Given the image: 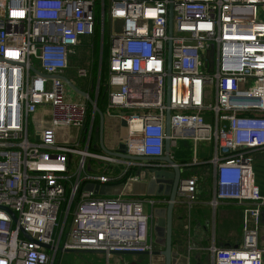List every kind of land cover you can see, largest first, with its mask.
Wrapping results in <instances>:
<instances>
[{
    "label": "built area",
    "instance_id": "built-area-1",
    "mask_svg": "<svg viewBox=\"0 0 264 264\" xmlns=\"http://www.w3.org/2000/svg\"><path fill=\"white\" fill-rule=\"evenodd\" d=\"M259 5L264 0H101L100 5L103 41L110 21L106 114L127 121L125 152L164 156L170 109L172 148L193 140L198 164L196 144L214 143L209 160L214 204L245 206L241 245L212 246L213 264H264V194L254 168L255 154L264 150ZM98 15L97 0H0V264H54L60 246L104 250L108 256L112 250H154L143 199L84 189L87 183L114 186L122 159L129 166L141 164L92 151L96 111L89 119L88 103L67 97L62 77L83 37H93ZM118 21L121 31L115 33ZM101 68L102 57L98 87ZM78 74L89 76L85 67ZM209 85L214 103L206 102ZM62 128L82 132L76 145L59 140ZM73 154L81 156L78 175ZM93 160L101 166L87 173ZM197 181L183 177L177 200L192 207Z\"/></svg>",
    "mask_w": 264,
    "mask_h": 264
},
{
    "label": "crops",
    "instance_id": "crops-1",
    "mask_svg": "<svg viewBox=\"0 0 264 264\" xmlns=\"http://www.w3.org/2000/svg\"><path fill=\"white\" fill-rule=\"evenodd\" d=\"M74 59L76 58H73L72 60L71 57L70 66L65 73V77L70 79L80 89L87 91L89 94L94 93V97L97 98L99 87L95 89L96 84L92 80L90 82L88 79H86V77H81L78 74V69L86 66L81 61ZM92 76H94L93 73ZM69 90L70 88L68 86V99L79 102L86 101L88 105L90 104L85 98L81 96L71 95L70 97L68 93ZM104 114L105 147L112 152H125L127 121L121 117L107 115L106 110ZM37 118H39L38 115H36L35 119ZM95 129V132H93L91 150L97 153H107L101 146L100 122L98 127ZM77 131V135L82 133L79 130ZM61 138L62 136H60L59 133V140ZM63 141L69 142V137ZM183 145L184 142L181 141L177 146H175V148L181 149V147L183 148ZM185 150L188 151L187 149ZM214 151L215 149L211 152V157L213 156ZM182 157L183 156L177 155L175 152L172 154V158L187 169L185 177L195 176L197 178V200L192 207H189L180 199H178L175 204L173 217V249L178 255H185L189 257L191 264H213L211 254L212 246L236 247L241 245L243 239L245 206L236 202H220L215 205L214 198L216 180L214 176L213 165L208 160V162L204 163L209 164L208 169L199 171L197 168L199 165H203L202 163L199 162L198 164H194L193 161H191L190 164H187L189 162ZM119 158L122 159V156H119ZM138 162H141V164L131 166H129V163H127L124 159H122V162H119V182L116 181L113 184L114 186L111 187V192L113 193L108 195H121L126 198H141L144 201L145 199L154 200L155 204H152L150 200L147 202L151 206V211L155 207H166L169 199L168 197H150V195H147V186L145 184V180L141 178V175L145 174L146 171L142 164L146 162ZM93 163H95L94 160L92 161V164ZM100 166L98 168H100ZM254 168L257 184L264 194V150L255 154ZM167 170H172V168L167 167ZM94 171L95 170H93V172ZM148 211H150V209H148ZM262 222V232L264 233V211L262 215ZM155 223L156 219L151 218L150 226L154 239L153 249L155 251H159L163 250L164 248L155 241L156 236L152 230ZM91 253L98 255L95 258L94 255L88 256L87 260H83V264H165V259L162 255L112 254L108 256L104 253L94 252H85L84 254ZM119 255L124 257H119ZM55 260L57 261V259ZM56 261H54V264H56Z\"/></svg>",
    "mask_w": 264,
    "mask_h": 264
},
{
    "label": "water",
    "instance_id": "water-1",
    "mask_svg": "<svg viewBox=\"0 0 264 264\" xmlns=\"http://www.w3.org/2000/svg\"><path fill=\"white\" fill-rule=\"evenodd\" d=\"M173 29V13H170L169 19V32L172 34ZM171 49L169 50V62H168V71L171 72ZM37 71V70H36ZM41 73L40 71H37ZM65 83L73 89L79 96L85 98L90 105L94 108L96 113L100 116V141L101 146L107 153L113 155L122 156L128 160H136V161H145V165L143 166L148 175V178L145 180V184L147 186V195L150 196H166L168 197V203L166 207H155L150 216L151 218L156 219V223L153 225V232L156 236V243L161 245L164 249L152 252L149 251H133V250H112L111 254H137V255H162L165 259V264H191L190 258L187 256L178 255L173 249V217H174V207L178 198V189L180 180L183 178V165L177 163L171 156L172 152V142L169 136L171 135V125H170V116L171 110L168 109L166 112V134L168 138L166 139L165 149L166 154L164 156L159 157H139L134 155H129L126 152H112L108 150L104 145V129H105V114L101 110V108L97 104V98H93L87 91H84L77 87L70 79L67 77H62ZM167 105L170 104V77L167 80ZM159 162H164L166 166H158ZM167 167H171L172 170H167ZM111 187L108 184H95V183H87L84 187L85 190H94L96 194L100 195H108L111 192ZM157 202V201H156ZM8 212L13 217L14 221L17 222L16 213L6 208ZM21 232L25 235V237L33 241V238L27 234L23 228H21ZM46 248H50L51 245H44ZM66 252H94V253H104V250H94V249H63Z\"/></svg>",
    "mask_w": 264,
    "mask_h": 264
},
{
    "label": "rangeland",
    "instance_id": "rangeland-1",
    "mask_svg": "<svg viewBox=\"0 0 264 264\" xmlns=\"http://www.w3.org/2000/svg\"><path fill=\"white\" fill-rule=\"evenodd\" d=\"M109 3V2H108ZM259 13L264 14V5H259ZM121 22L118 21V25H117V29H115V33H118L121 31L120 28ZM109 29H110V21L109 19H106V34H105V42L108 43L109 42ZM103 43L104 41L102 40V38H100L99 41V45H100V51L101 48L103 47ZM76 53L74 55H72V60L73 58H76L74 60H79L81 61L87 68L88 72H89V76L86 77V79H88L90 82L91 80L96 84L95 89H97L98 87V78H99V67H100V59H99V65H97V59H98V55L95 57L94 56V41L92 39V37L90 36H85L83 37V41L82 44L77 47L76 49ZM101 54V53H100ZM94 69V72H93ZM92 73L95 75L92 76ZM70 88V87H69ZM69 96L71 97V95H75L77 96L78 94L70 88V90L68 91ZM79 96V95H78ZM215 101V90L213 89V87L211 85L206 87V102L207 103H214ZM39 116V115H38ZM36 117V115L34 116V118ZM33 118V116H32ZM77 130L74 128H62L59 130L60 136H62V138L60 140H65L69 137V143L72 145H76V143L79 140V135H77ZM62 140V141H63ZM184 145L183 148H175L173 147L171 149L172 154H174V152L177 155L183 156L182 158H184L186 161H188L190 164L191 161H193L194 157H195V143L193 140H185L183 141ZM83 145L79 146L82 147ZM185 149H187L188 151H186ZM215 149L214 145L212 143L209 142H199L197 145V159L200 163H202L203 165H199L197 170L199 171H204L207 170L209 167V164H204L205 162H208V160H210L211 158V152ZM72 161L74 163V169H73V173H75L76 175H78L79 172V161L81 159V156L73 154L71 156ZM204 160V161H203ZM100 166L98 161H95V163L90 164V162H87V173H93V170H96L98 167ZM186 168L183 167V177L186 176ZM86 172L83 171L82 175H86ZM202 174V173H201ZM147 171H145V174L141 175V178L143 180H146L148 178ZM151 197V196H150ZM154 197V196H153ZM150 199H145V204H144V208L145 211L148 212L149 214H151V206L150 204H148L147 202H149ZM148 209H150V211H148ZM264 240V239H263ZM262 245L264 246V241H262ZM62 247V246H60ZM94 255V258L98 255V254H84V253H76V252H66L63 251L61 249H59L58 255H57V262L56 264H83L84 263V259L87 260L88 256ZM106 255V254H105ZM119 257H124L122 255H119Z\"/></svg>",
    "mask_w": 264,
    "mask_h": 264
},
{
    "label": "trees",
    "instance_id": "trees-1",
    "mask_svg": "<svg viewBox=\"0 0 264 264\" xmlns=\"http://www.w3.org/2000/svg\"><path fill=\"white\" fill-rule=\"evenodd\" d=\"M108 2H109V0H105L106 4ZM97 3H98V7H99V15L97 17V19H98L97 27H96V30H95V33H94L92 39L94 41V56L96 57L98 55V59H97V61H95V62H97V65H99V59H101V57H102V68H101V76H100V83H99V93L97 96V104L101 108V110L105 113L107 102H108V94H109V90L107 87V79H108V74H109L108 58H109V54H110V45H109V42L106 43L104 40V46H103V48H101V51H100L99 41L101 38V26H100V17L99 16H100L101 0H97ZM93 75H95V73ZM90 95L92 97L95 96L94 93H91ZM92 114H93V107L89 104V119H91ZM99 122H100V117L96 113L95 118H94V129L96 127H98ZM95 130H94V132H95ZM90 163L92 164V161H90ZM117 182H119V179Z\"/></svg>",
    "mask_w": 264,
    "mask_h": 264
}]
</instances>
